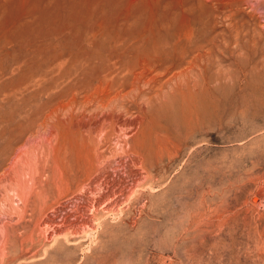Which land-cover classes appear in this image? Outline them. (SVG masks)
Here are the masks:
<instances>
[{
	"label": "rangeland",
	"instance_id": "obj_1",
	"mask_svg": "<svg viewBox=\"0 0 264 264\" xmlns=\"http://www.w3.org/2000/svg\"><path fill=\"white\" fill-rule=\"evenodd\" d=\"M0 264H264V0H0Z\"/></svg>",
	"mask_w": 264,
	"mask_h": 264
},
{
	"label": "bare ground",
	"instance_id": "obj_2",
	"mask_svg": "<svg viewBox=\"0 0 264 264\" xmlns=\"http://www.w3.org/2000/svg\"><path fill=\"white\" fill-rule=\"evenodd\" d=\"M190 68V67H189ZM192 68V67H191ZM201 74V73H200ZM186 76V75H185ZM212 79V78H211ZM198 80V79H197ZM214 81H215V79H213ZM207 81V80H206ZM207 83V82H206ZM210 83V82H209ZM208 85V84H207ZM185 86V85H184ZM208 87H209V85H208ZM182 91V90H181ZM205 91H206V89H205ZM205 94V93H204Z\"/></svg>",
	"mask_w": 264,
	"mask_h": 264
}]
</instances>
